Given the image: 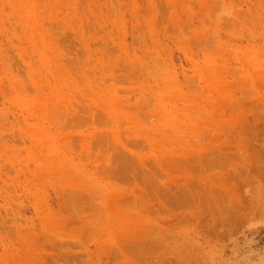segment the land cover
<instances>
[{"label":"rangeland","instance_id":"374dc122","mask_svg":"<svg viewBox=\"0 0 264 264\" xmlns=\"http://www.w3.org/2000/svg\"><path fill=\"white\" fill-rule=\"evenodd\" d=\"M132 262L264 264V0H0V264Z\"/></svg>","mask_w":264,"mask_h":264},{"label":"bare ground","instance_id":"6f19581e","mask_svg":"<svg viewBox=\"0 0 264 264\" xmlns=\"http://www.w3.org/2000/svg\"><path fill=\"white\" fill-rule=\"evenodd\" d=\"M170 86H173V84L171 83ZM65 163L72 166V161L65 160ZM138 209L139 205L137 203L127 204L123 201L121 196L109 199L107 206V221L115 237H119L120 234H123L122 231L124 229H127L131 235L133 234L135 225L140 221V217L136 213ZM115 224L118 225L117 232L112 229ZM132 264L134 263L132 262Z\"/></svg>","mask_w":264,"mask_h":264}]
</instances>
